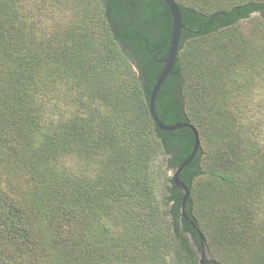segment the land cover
I'll return each mask as SVG.
<instances>
[{"label":"trees","instance_id":"trees-1","mask_svg":"<svg viewBox=\"0 0 264 264\" xmlns=\"http://www.w3.org/2000/svg\"><path fill=\"white\" fill-rule=\"evenodd\" d=\"M179 58L149 108L172 31L164 0H0V264H264V0H176ZM257 32L246 33L252 18ZM253 27V26H252ZM243 95V96H242ZM161 157V158H160Z\"/></svg>","mask_w":264,"mask_h":264},{"label":"water","instance_id":"water-1","mask_svg":"<svg viewBox=\"0 0 264 264\" xmlns=\"http://www.w3.org/2000/svg\"><path fill=\"white\" fill-rule=\"evenodd\" d=\"M171 12L172 17V31H171V38L169 43V49L167 57L163 60V67L159 72L157 79L151 89L150 96H149V108L150 113L153 117V120L157 127L163 131H175L183 128H189L192 130L194 135V143L192 146V150L190 154L175 168L171 169V178L173 184L183 192L182 195V203H181V210L183 217L189 221V223L193 226V228L198 232L200 239H201V250L200 256L203 259L204 252L207 249L205 246V242L203 240V234L198 226V224L192 219V217L187 213V204L190 200L191 191L189 186L185 183V181L181 178V172L183 169L188 166L196 157L200 146H201V138L198 129L192 123L188 121H178L175 123H165L161 119L157 107H156V100L158 94L164 85L166 79L175 68L178 58H179V51H180V43L181 38L184 30H187V27L184 24L183 20V13L182 9L177 3L176 0H164ZM211 260V259H210Z\"/></svg>","mask_w":264,"mask_h":264},{"label":"rangeland","instance_id":"rangeland-1","mask_svg":"<svg viewBox=\"0 0 264 264\" xmlns=\"http://www.w3.org/2000/svg\"><path fill=\"white\" fill-rule=\"evenodd\" d=\"M254 13L252 15V18L248 19V21H242L243 22V30H245L246 33H250L252 31L257 32L258 29L255 27V23H253V19H257L258 17L255 16ZM253 26V27H252ZM255 81L253 82V85L250 84L248 89V95L243 96L241 98L248 99L250 101L249 110L250 113L255 112H261V114L264 113V76L255 75ZM161 158V157H160ZM160 165H162L160 168L155 169V176H156V185H157V197L159 200V203L162 205L163 209L168 208V186L170 184L168 177H171V169H168L166 167L165 159L161 158L159 159ZM3 167L0 166V169ZM4 175L1 174L0 171V179L4 180ZM1 183V182H0ZM212 259L213 255L210 253L209 249H206L204 252L203 259Z\"/></svg>","mask_w":264,"mask_h":264}]
</instances>
